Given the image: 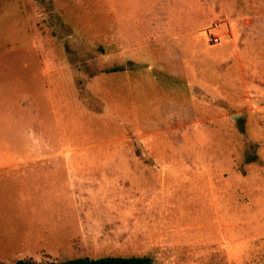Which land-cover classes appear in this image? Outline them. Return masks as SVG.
Returning a JSON list of instances; mask_svg holds the SVG:
<instances>
[{"label":"rangeland","instance_id":"374dc122","mask_svg":"<svg viewBox=\"0 0 264 264\" xmlns=\"http://www.w3.org/2000/svg\"><path fill=\"white\" fill-rule=\"evenodd\" d=\"M107 256L264 264V0H0V264Z\"/></svg>","mask_w":264,"mask_h":264},{"label":"crops","instance_id":"0c3cea01","mask_svg":"<svg viewBox=\"0 0 264 264\" xmlns=\"http://www.w3.org/2000/svg\"><path fill=\"white\" fill-rule=\"evenodd\" d=\"M18 162H22L21 165H24L25 168L13 170V172H21L23 177H30L31 183L29 185H25L26 189H32L33 191L37 192H44L46 191L44 188H42L39 184H37V180L39 178L44 177L47 175V173H50V175H54L55 173H60V169H56V167H62V166H73L76 165L73 162H82V164L85 165H98L96 163L97 161H84V160H73V159H51V158H31V159H25ZM100 163V165H120V166H126L130 165L127 163V161H117V160H104ZM107 162H116V163H107ZM70 170L74 172L75 170L72 169H65ZM78 172V171H77ZM110 172L114 174H122L124 171L121 169H110ZM127 172V170L125 171ZM124 172V173H125ZM50 177V176H49ZM68 190L70 191V198L73 200L72 208L73 211L77 213H83L80 207H85L86 205H89V207H93L91 205V201L93 197H91L90 192L91 188L88 187L86 183L83 182H69L67 181L66 184ZM42 196H46V193H43ZM86 202V203H85Z\"/></svg>","mask_w":264,"mask_h":264},{"label":"trees","instance_id":"16d2710c","mask_svg":"<svg viewBox=\"0 0 264 264\" xmlns=\"http://www.w3.org/2000/svg\"><path fill=\"white\" fill-rule=\"evenodd\" d=\"M15 264H35L33 261H17ZM50 264H153V260L147 256H132V257H114L107 256L101 258L80 257L73 258L61 262Z\"/></svg>","mask_w":264,"mask_h":264},{"label":"built area","instance_id":"2783aa9c","mask_svg":"<svg viewBox=\"0 0 264 264\" xmlns=\"http://www.w3.org/2000/svg\"><path fill=\"white\" fill-rule=\"evenodd\" d=\"M202 35L209 38L210 41L217 43V37L216 35H214L213 33H211L210 31H203Z\"/></svg>","mask_w":264,"mask_h":264},{"label":"water","instance_id":"95a60500","mask_svg":"<svg viewBox=\"0 0 264 264\" xmlns=\"http://www.w3.org/2000/svg\"><path fill=\"white\" fill-rule=\"evenodd\" d=\"M230 118L232 120H236V119L241 118V117H239L238 115L234 114V115H231ZM39 264H41V263H39Z\"/></svg>","mask_w":264,"mask_h":264}]
</instances>
